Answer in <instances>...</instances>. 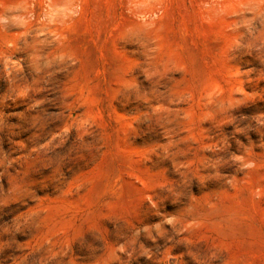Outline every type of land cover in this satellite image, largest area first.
<instances>
[{"label": "rangeland", "instance_id": "1", "mask_svg": "<svg viewBox=\"0 0 264 264\" xmlns=\"http://www.w3.org/2000/svg\"><path fill=\"white\" fill-rule=\"evenodd\" d=\"M0 264H264V0H0Z\"/></svg>", "mask_w": 264, "mask_h": 264}]
</instances>
